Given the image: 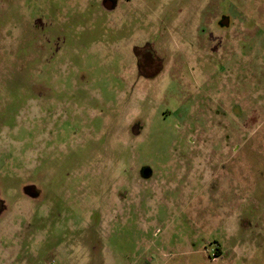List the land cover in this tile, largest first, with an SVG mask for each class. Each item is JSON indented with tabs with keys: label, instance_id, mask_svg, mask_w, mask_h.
<instances>
[{
	"label": "rangeland",
	"instance_id": "1",
	"mask_svg": "<svg viewBox=\"0 0 264 264\" xmlns=\"http://www.w3.org/2000/svg\"><path fill=\"white\" fill-rule=\"evenodd\" d=\"M0 209V264H264V0H0Z\"/></svg>",
	"mask_w": 264,
	"mask_h": 264
},
{
	"label": "flooded vegetation",
	"instance_id": "2",
	"mask_svg": "<svg viewBox=\"0 0 264 264\" xmlns=\"http://www.w3.org/2000/svg\"><path fill=\"white\" fill-rule=\"evenodd\" d=\"M138 53H139L138 65L140 67V70L142 72V75H146V76H149L150 77L154 73L156 75V74H158L162 70V68H159V70L158 69L157 70L155 69V68L158 67V64L156 65L155 60L150 63L151 66L145 64V61L143 60L142 55H141V51H139ZM147 66H149V67L147 68ZM148 72H150L151 75H149ZM0 211H1V209H0Z\"/></svg>",
	"mask_w": 264,
	"mask_h": 264
}]
</instances>
